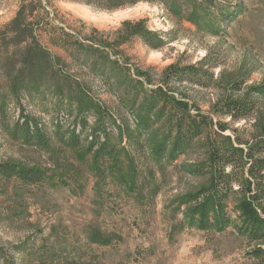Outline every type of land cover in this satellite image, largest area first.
Wrapping results in <instances>:
<instances>
[{"label":"rangeland","instance_id":"obj_1","mask_svg":"<svg viewBox=\"0 0 264 264\" xmlns=\"http://www.w3.org/2000/svg\"><path fill=\"white\" fill-rule=\"evenodd\" d=\"M20 2L0 0V30L14 17ZM179 2L183 6L178 13L163 4L148 2L109 11L72 0H53L51 18L58 10L59 17L85 36L93 28L115 31L124 20L145 18L152 30L170 32V38L175 39L158 50L147 48L139 38L126 42L120 47L119 65L127 69L122 75L115 69L110 82L63 55L70 64L67 70L74 77V89L77 91L82 82L91 87L89 111L82 113L84 106H80L79 99L66 98L63 106L51 91H44L45 95L35 100L22 97L26 112L40 118V124L50 131L53 115L61 108L70 115L67 127L82 116L88 117L89 127L76 149L57 142L49 148L29 146L0 127V163L13 161L46 173L39 184L0 179V264H133L142 256H163L170 264H199L202 246L197 236L201 229L187 224V205L177 202L180 196L208 184V177L188 171L204 157L196 141L186 153L174 158L172 137L157 161L155 150L165 133L157 130L162 119L142 137V145L130 146L124 137L127 153L108 163L105 179L98 180L94 168L95 152L105 142L104 121L115 135L120 130L115 122L123 123L116 112L120 109L119 98L127 90L121 76L136 77L137 69L154 67L151 73L158 80L172 63L185 66L204 60L203 67L212 71L220 84H228L233 78L244 81L246 88L264 85V0H200L196 2L199 6L192 0ZM143 85L141 95L155 87L147 82ZM175 87L178 94L193 92L204 114L210 110L208 102H214L221 93L220 87ZM260 103L264 107V100ZM191 112L196 114L195 110ZM124 116L134 127V116L126 110ZM19 117L20 107L12 98L7 118L15 122ZM95 126H102V134L94 147L91 130ZM236 127L246 138L253 130L252 124L244 121ZM261 208L258 211L264 216ZM205 231L211 232L201 233L205 256H210L205 264H227L232 260L234 264H261L251 254L256 245L248 246L233 227L222 232ZM180 241L191 242L185 252L176 246Z\"/></svg>","mask_w":264,"mask_h":264},{"label":"trees","instance_id":"obj_2","mask_svg":"<svg viewBox=\"0 0 264 264\" xmlns=\"http://www.w3.org/2000/svg\"><path fill=\"white\" fill-rule=\"evenodd\" d=\"M72 1L109 11L142 2L163 4L178 13L183 6L179 0ZM192 1L198 5L196 2L200 0ZM52 2L21 0L14 17L0 30V127L10 137L29 146L49 148L57 142L65 148L76 149L81 146V138L89 127L87 116L76 117L74 124L67 127L70 115L61 108L53 115L49 124L53 130L50 131L40 124V118L26 112L22 97L35 100L45 95L44 91H51L63 106L66 98L70 101L79 99L80 106H84L82 113L89 111L91 87L82 82L77 91L74 89V77L67 70L70 64L63 55L110 82L115 69L121 71V75L127 69L119 65L120 47L126 42L139 38L147 48L158 50L175 38H170V32L152 30L145 18L124 20L115 31L102 32L93 28L92 33L85 36L59 17L58 10L51 18ZM97 35L103 37L99 39ZM203 65L204 60L185 66L172 63L163 69L158 80L151 73L154 67L137 69L136 77L126 74L122 79L121 76V83L127 85V90L120 96L121 110L116 112L123 123L115 122L120 128L119 134L115 135V130L104 121L105 142L95 152V175L100 181L105 179L108 163L127 153L124 137L130 146L142 145V137L164 119L161 122L166 125L160 123L157 129L165 132L155 150L157 161L161 159L159 154L166 152L172 137L171 156L174 158L179 153H186L195 141L204 152L203 159L189 166L188 171L208 177V184L180 196L177 201L179 205H187V224L218 232L233 227L248 246L256 245L251 254L264 264V216L258 211L264 202V107L260 103L264 100V85L246 88L244 81L233 78L228 84H220L214 73ZM143 82L155 87L144 90L141 95ZM175 85L205 89L220 87L221 93L214 102H208L210 110L204 114L194 93L180 91L178 94ZM130 86H134V90ZM12 98L20 107V117L15 122L7 118V107ZM124 110L134 116V127L130 120L126 122ZM193 110L196 114H192ZM241 121L252 124L249 138L242 137L241 128L236 127ZM101 127L95 126L91 130L94 147L102 134ZM108 128L112 131L106 132ZM45 176L40 168H28L13 161L0 163V179L14 178L27 184H39Z\"/></svg>","mask_w":264,"mask_h":264},{"label":"crops","instance_id":"obj_3","mask_svg":"<svg viewBox=\"0 0 264 264\" xmlns=\"http://www.w3.org/2000/svg\"><path fill=\"white\" fill-rule=\"evenodd\" d=\"M199 232H198L199 234H198L197 237L199 238V243L202 246V249H201V256L198 259V263L199 264H205L206 262H210V256H205L206 255L205 254V246H204L205 245V239H203L202 235L203 234L209 235L211 232L210 231H205V230H200ZM201 233H203V234H201ZM144 239H146V238H144ZM187 244L190 245L191 242L183 243L182 241H180L179 244L178 243L176 244V246L180 245V248H182L181 250L184 251V250H186L188 248ZM165 246H169V244L166 242ZM159 249H164V248H159ZM184 252H181V253H184ZM160 257H162V258H160ZM160 257H150V258L144 259L143 256H142V257L139 258L138 261H136L133 264H170V262L168 261V258L165 259L163 256H160ZM212 263L216 264L217 262L214 261ZM227 264H234V262L232 260L231 262H228Z\"/></svg>","mask_w":264,"mask_h":264}]
</instances>
